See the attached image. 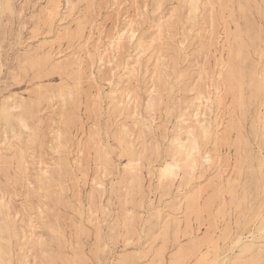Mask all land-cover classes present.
<instances>
[{
  "label": "rangeland",
  "instance_id": "rangeland-1",
  "mask_svg": "<svg viewBox=\"0 0 264 264\" xmlns=\"http://www.w3.org/2000/svg\"><path fill=\"white\" fill-rule=\"evenodd\" d=\"M0 248L264 264V0H0Z\"/></svg>",
  "mask_w": 264,
  "mask_h": 264
},
{
  "label": "bare ground",
  "instance_id": "bare-ground-1",
  "mask_svg": "<svg viewBox=\"0 0 264 264\" xmlns=\"http://www.w3.org/2000/svg\"><path fill=\"white\" fill-rule=\"evenodd\" d=\"M122 35H123V33H121L118 38H121ZM196 122H197V120H196ZM198 122H200V121H198ZM188 125H190V127H191L192 124H188ZM194 125L192 128L184 130L185 135L183 138H181L180 133H179V136H176L173 139L171 147L168 146L171 149L170 150L171 151L170 152L171 158L169 161L164 162V164L162 165L161 170H160V177L161 178L172 177V176L176 175V172L178 170H182L183 174L184 173L186 174V173H188V171L193 170L194 167L196 166V164H197L196 156L198 153L200 154V151H199L200 145H198L197 136H202V137L205 136L206 137L207 136V134H206L207 128L201 124L198 127H196V125H197L196 124L195 128H194ZM186 128H188V127H186ZM168 152H169V150H168ZM204 159H205V161H209L208 156H205ZM2 248H0V264H11V260L7 259L6 258L7 256H5L3 254L4 249L2 250ZM4 248H6V246H4Z\"/></svg>",
  "mask_w": 264,
  "mask_h": 264
}]
</instances>
